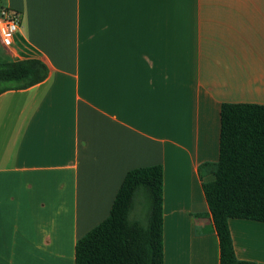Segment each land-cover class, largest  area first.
<instances>
[{"label":"crops","instance_id":"obj_1","mask_svg":"<svg viewBox=\"0 0 264 264\" xmlns=\"http://www.w3.org/2000/svg\"><path fill=\"white\" fill-rule=\"evenodd\" d=\"M0 61L35 58L0 93V264H74L125 173L162 168L163 264H219L199 166L220 105H264V0H3ZM237 259L264 264V222L231 218Z\"/></svg>","mask_w":264,"mask_h":264},{"label":"trees","instance_id":"obj_2","mask_svg":"<svg viewBox=\"0 0 264 264\" xmlns=\"http://www.w3.org/2000/svg\"><path fill=\"white\" fill-rule=\"evenodd\" d=\"M46 74L35 58L0 61V93L32 86ZM219 116L218 159L199 166L213 176L202 189L219 264H253L235 256L228 220L264 222V105L223 102ZM161 198L160 165L128 170L107 217L75 242L74 264H163Z\"/></svg>","mask_w":264,"mask_h":264},{"label":"built area","instance_id":"obj_3","mask_svg":"<svg viewBox=\"0 0 264 264\" xmlns=\"http://www.w3.org/2000/svg\"><path fill=\"white\" fill-rule=\"evenodd\" d=\"M19 15L16 12L2 7L0 9V44L4 48H9L12 36L19 27Z\"/></svg>","mask_w":264,"mask_h":264},{"label":"rangeland","instance_id":"obj_4","mask_svg":"<svg viewBox=\"0 0 264 264\" xmlns=\"http://www.w3.org/2000/svg\"><path fill=\"white\" fill-rule=\"evenodd\" d=\"M1 59V58H0Z\"/></svg>","mask_w":264,"mask_h":264}]
</instances>
